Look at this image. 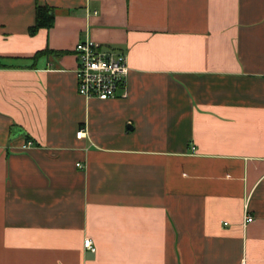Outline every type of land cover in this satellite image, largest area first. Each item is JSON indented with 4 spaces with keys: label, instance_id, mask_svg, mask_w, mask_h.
I'll return each instance as SVG.
<instances>
[{
    "label": "crops",
    "instance_id": "crops-1",
    "mask_svg": "<svg viewBox=\"0 0 264 264\" xmlns=\"http://www.w3.org/2000/svg\"><path fill=\"white\" fill-rule=\"evenodd\" d=\"M0 264H264V0H0Z\"/></svg>",
    "mask_w": 264,
    "mask_h": 264
},
{
    "label": "built area",
    "instance_id": "built-area-1",
    "mask_svg": "<svg viewBox=\"0 0 264 264\" xmlns=\"http://www.w3.org/2000/svg\"><path fill=\"white\" fill-rule=\"evenodd\" d=\"M76 58L77 92L84 99L107 100L116 96L121 90V96L127 92V76L129 67L126 54L120 50L105 49L91 39L79 41L74 46ZM84 133H76L78 138ZM28 142L25 146H29ZM24 146V147H25ZM79 166V164H77ZM246 221L252 217L246 216ZM84 247L94 251L95 248L89 238L84 239Z\"/></svg>",
    "mask_w": 264,
    "mask_h": 264
},
{
    "label": "trees",
    "instance_id": "trees-1",
    "mask_svg": "<svg viewBox=\"0 0 264 264\" xmlns=\"http://www.w3.org/2000/svg\"><path fill=\"white\" fill-rule=\"evenodd\" d=\"M53 25V15L47 6H36L35 22L29 28V33L34 34L39 28H50ZM42 52H38L36 56ZM35 56V57H36Z\"/></svg>",
    "mask_w": 264,
    "mask_h": 264
},
{
    "label": "water",
    "instance_id": "water-1",
    "mask_svg": "<svg viewBox=\"0 0 264 264\" xmlns=\"http://www.w3.org/2000/svg\"><path fill=\"white\" fill-rule=\"evenodd\" d=\"M21 133H23V131L21 129H19V128H14V129L11 130L12 136H15V135H18V134H21Z\"/></svg>",
    "mask_w": 264,
    "mask_h": 264
}]
</instances>
